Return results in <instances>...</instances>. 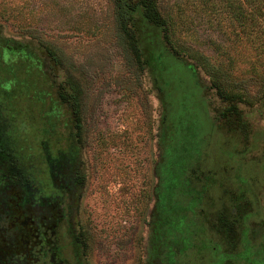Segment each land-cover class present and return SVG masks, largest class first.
<instances>
[{
    "label": "rangeland",
    "instance_id": "rangeland-1",
    "mask_svg": "<svg viewBox=\"0 0 264 264\" xmlns=\"http://www.w3.org/2000/svg\"><path fill=\"white\" fill-rule=\"evenodd\" d=\"M155 5L165 22L161 38L169 53L196 70L197 84L203 88L198 97L186 88L194 80L184 75L175 93L170 87L163 92L157 88L152 69H160H151L136 53L134 33L123 29L116 0H0V128L12 131L16 156L34 157L41 150L42 130H51L54 121V87L59 81L72 91L74 107L66 105L64 111L79 124L85 180L82 216L86 224L95 223L99 236L114 238L109 243L112 259L132 252L121 227H128L133 211L139 215V235L145 229L169 103L185 100V112L195 121V144H200L190 167L186 154L176 153L171 164L185 165L173 176L182 174L185 180L171 189L172 207H182L194 194L200 197L199 210H173V219L210 223L214 212L221 211L220 193L234 187L235 173L248 176L252 194L259 190L252 180L264 178V0H155ZM149 36L141 38L148 58L159 43ZM4 41L17 47L7 60ZM174 66L166 78L176 76L180 64ZM225 106L238 107L240 115L248 113L251 129L241 143L250 150L242 155L236 150L241 136L231 131V120L221 122V128L211 119ZM242 157L255 161L245 166ZM8 162H0V169L7 171ZM224 167L228 172H222ZM214 179L220 185L214 186ZM18 189L10 184L11 195L4 189V197H14ZM253 207L256 212L251 210L249 218H258L250 222L251 235L263 240L264 216L258 215L257 204ZM143 246L134 250L142 255ZM8 260L1 257L0 264H10ZM99 260L105 263L101 255Z\"/></svg>",
    "mask_w": 264,
    "mask_h": 264
},
{
    "label": "flooded vegetation",
    "instance_id": "flooded-vegetation-1",
    "mask_svg": "<svg viewBox=\"0 0 264 264\" xmlns=\"http://www.w3.org/2000/svg\"><path fill=\"white\" fill-rule=\"evenodd\" d=\"M3 47L5 60L17 50L7 41H4ZM183 65L187 66L186 63ZM188 66L192 68L190 64ZM188 72L187 75L176 74L170 78L160 75V80L155 77V82L159 83L157 88L163 92L170 87L171 92L175 93L178 84H182L179 78L184 75L195 81L186 88L195 92L196 95L189 91L192 97H198L199 90L203 88L197 84L196 70L192 68V72ZM71 92L59 81L54 87L58 108L52 104L51 109L55 111L51 130H42L39 141L41 150L34 157L16 156L13 148L17 141L11 135L12 131L7 133L0 128V162L9 161L7 171L0 169V201L5 203L4 208L0 207V258H8L10 264H264V239L251 235L250 222L258 217L250 219L248 215L251 210L256 212L253 207L255 203L259 207L258 215L264 216V178L252 180L259 185V190L252 194L248 176L241 171L235 173L234 187L229 186L220 193L221 211L214 212L215 218L210 223L171 217L173 210L188 209L190 211L186 212H191L200 205V197L197 199L194 194L182 207H172L171 202V189L181 186L185 180L182 174L173 179L175 171L177 174L182 173L185 165L182 161L177 166L171 165L172 160L176 153L186 154V166L190 167V161L196 158L200 147L199 142L195 144L198 141L193 131L195 121L185 112L184 99L169 103V120L163 115L162 149L158 165H154L152 172L154 182L148 192L145 229L139 235L140 219L138 213L133 211L132 221H124L128 227H121L125 241L133 248L132 252L121 260L112 259L109 243L114 238H108L107 233L99 236L95 223L86 224L82 216L81 200L85 180L81 138L77 133L79 124L75 116L64 111L66 105L69 109L74 107L75 99ZM174 103L175 110L172 113ZM197 106L200 107L198 100ZM237 109L241 110L225 106L211 119L219 127L221 122L225 124L227 118L231 120V131H239L241 136L236 150L242 155L250 150V147L244 150L243 145L248 140L251 128L246 116L248 113L237 117L233 113ZM242 141L245 142L243 145ZM186 143L191 144L190 149ZM183 144L186 149L181 148ZM252 161L255 160L241 158L245 166ZM224 168L222 172H228ZM239 168L240 165L235 163L234 169ZM213 183L214 186L220 185V180L214 179ZM10 184L17 185L19 189L12 192L14 197L9 196L7 199L4 189L8 190ZM250 195L254 196L253 200ZM2 243L6 248L2 247ZM140 243H144L142 255L134 250ZM122 246L126 247L124 243ZM100 255L105 263L100 262Z\"/></svg>",
    "mask_w": 264,
    "mask_h": 264
},
{
    "label": "trees",
    "instance_id": "trees-1",
    "mask_svg": "<svg viewBox=\"0 0 264 264\" xmlns=\"http://www.w3.org/2000/svg\"><path fill=\"white\" fill-rule=\"evenodd\" d=\"M117 14L122 23V27L126 31H132L134 34L133 38L136 39V53L139 57L144 56L148 67L151 69L154 66L159 67L160 71L157 69H152L157 80H160V75L165 77L167 71L175 69V64H180L179 70L176 69V74H184L192 72V68L184 66V61L177 60L172 53H169L168 48L165 46V42L162 40L161 36L164 34V20L161 15L156 10L155 0H139L137 2H132L130 0H116ZM152 35L159 40L156 52L152 53L149 58L145 55L144 50L146 47L141 43L144 37H150ZM153 37V38H154ZM161 40V41H160ZM143 42V41H142ZM146 65V66H147ZM178 72V73H177ZM188 72V73H189ZM233 113L238 117L240 111H233Z\"/></svg>",
    "mask_w": 264,
    "mask_h": 264
}]
</instances>
